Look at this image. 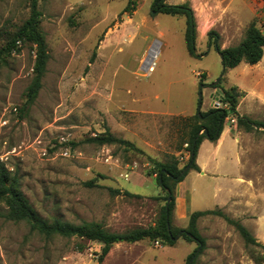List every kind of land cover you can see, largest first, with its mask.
<instances>
[{"label": "rangeland", "instance_id": "rangeland-1", "mask_svg": "<svg viewBox=\"0 0 264 264\" xmlns=\"http://www.w3.org/2000/svg\"><path fill=\"white\" fill-rule=\"evenodd\" d=\"M134 1L136 10L121 15L128 0H38L50 58L38 97L26 106L35 45L5 48L29 18L31 0H0V163L45 219L95 221L112 232L154 226L165 193L155 175L148 174L147 157L177 159L180 167L187 163L186 119L196 113L200 94L202 111L213 91V102L222 99L215 83L224 89L238 86L243 92L240 113L264 121V54L256 65L241 62L223 74L222 59L209 47L207 33H197L199 57H192L184 17H151L154 0ZM186 1L197 27L217 31L223 49L237 46L252 22L264 32V0H167L172 5ZM155 45V65L148 71L143 60ZM230 118L223 130L235 125L248 187L223 211L264 244V131L245 132ZM106 129L144 154L85 142ZM89 181L94 186L85 184ZM200 206L217 209L211 194ZM6 210L0 200V264H187L198 245L183 236L173 246L148 239L122 242L100 261V243L46 237L24 221L6 219ZM198 229L206 246L196 264H259L255 258L264 254L246 245L220 217H202Z\"/></svg>", "mask_w": 264, "mask_h": 264}, {"label": "trees", "instance_id": "trees-1", "mask_svg": "<svg viewBox=\"0 0 264 264\" xmlns=\"http://www.w3.org/2000/svg\"><path fill=\"white\" fill-rule=\"evenodd\" d=\"M134 0H128L126 7L121 12L131 14L136 10ZM166 14L170 16L184 17L186 19L185 42L190 56L199 57L196 53L197 22L195 12L189 1L181 4H169L167 0H154L150 16L157 14ZM209 38V47H213L218 54L222 55L223 74L229 69L237 67L241 62L250 65L258 64L264 54V32L252 22L246 29L245 37L237 45L223 49L220 44V35L215 30L207 33ZM28 42L35 45L36 58L33 68V78L26 93V106L35 102L39 91L42 88V80L46 73L47 64L50 58L45 35L41 29V12L38 9V0H31V13L29 18L15 32L11 40L7 43L5 49L10 51L18 47V43ZM96 56L93 52L91 60ZM202 78L205 73H202ZM213 88L220 89L218 94L222 96L224 107H211L207 111L201 110L202 100H199L196 113L187 118L189 122L187 152L189 158L187 163L179 166L177 159L167 162H160L147 157L150 169L149 175H155L158 186L164 191L163 201L159 217L154 226H138L124 232H112L106 229L103 224L95 221H82L80 224L64 222L60 219L48 220L40 216L35 208L30 204L24 193L19 189L18 182L11 177L8 169L0 163V200L6 205L5 218L14 222H26L32 231H35L46 237H63L85 239L87 241H96L102 245L100 261L107 256L113 245L118 243H136L145 239L153 242H160L163 245L173 246L180 236L187 241H195L198 245L196 249L187 257V264H196V259L203 252L206 246L204 237L198 229V220L205 216H217L226 221L227 224L234 227L243 241L248 246L260 247L264 251V244L261 243L239 220L227 215L223 210L217 208L213 210L194 211L189 215V221L186 228H174L172 226L173 211L175 208V187L183 181L191 170L200 171L196 164V157L199 147L203 140L207 139L215 142L220 138L223 131L224 122L228 117L236 120V126L245 132L254 130L264 131V121H258L246 115H241L238 111L239 99L243 92L238 86H231L229 89L221 88L219 85H213ZM230 118V119H231ZM206 131V133L204 132ZM86 143L97 146H119L128 152H137L144 154L132 142L116 137L109 129L85 140ZM87 186H94V181L85 183ZM113 194H122L125 196H137L129 191L111 189ZM169 195L171 201L167 207ZM181 233V234H180ZM188 234L192 236L189 237ZM257 263L264 260V254L256 256Z\"/></svg>", "mask_w": 264, "mask_h": 264}, {"label": "crops", "instance_id": "crops-1", "mask_svg": "<svg viewBox=\"0 0 264 264\" xmlns=\"http://www.w3.org/2000/svg\"><path fill=\"white\" fill-rule=\"evenodd\" d=\"M197 33L200 37H205L208 33L205 25H198ZM214 97L213 91L208 109L212 107ZM234 130L235 125H231L222 131L217 141L203 140L196 157L200 171L191 170L184 180L176 185L172 223L177 228L187 227L192 212L205 210L200 205L210 194L215 206L226 210L232 201L241 196L244 188L248 187L243 178L244 148ZM192 173L193 179L190 177ZM192 180L197 182L198 186L192 184ZM158 195H161L159 191ZM200 220L201 218L198 224Z\"/></svg>", "mask_w": 264, "mask_h": 264}, {"label": "bare ground", "instance_id": "bare-ground-1", "mask_svg": "<svg viewBox=\"0 0 264 264\" xmlns=\"http://www.w3.org/2000/svg\"><path fill=\"white\" fill-rule=\"evenodd\" d=\"M157 46L158 45L151 47L147 57L143 60V63L145 64V67L148 69V71L153 70V59H156L158 53Z\"/></svg>", "mask_w": 264, "mask_h": 264}, {"label": "built area", "instance_id": "built-area-1", "mask_svg": "<svg viewBox=\"0 0 264 264\" xmlns=\"http://www.w3.org/2000/svg\"><path fill=\"white\" fill-rule=\"evenodd\" d=\"M18 44L20 45V43H18ZM154 65H155V62H153V68H154ZM147 70H148V69H147ZM218 98H219V97L215 98V100H214V102H213V106H214V108H221L222 100H221V99L219 100ZM230 122H231V123H235L236 120H235L234 118H231V119H230ZM0 160H1V161L4 160L2 156H0Z\"/></svg>", "mask_w": 264, "mask_h": 264}, {"label": "water", "instance_id": "water-1", "mask_svg": "<svg viewBox=\"0 0 264 264\" xmlns=\"http://www.w3.org/2000/svg\"><path fill=\"white\" fill-rule=\"evenodd\" d=\"M220 55V57H221V59H222V55L221 54H219ZM218 82V81H217ZM216 84V83H215ZM214 84V85H215ZM201 94L199 95V98L201 99ZM205 133H206V131H204ZM170 201H171V196L169 195V197H168V200H167V207H168V205H169V203H170ZM181 234V233H180ZM188 236L189 237H191L192 238V236L190 235V234H188ZM192 263V261H190V264Z\"/></svg>", "mask_w": 264, "mask_h": 264}]
</instances>
